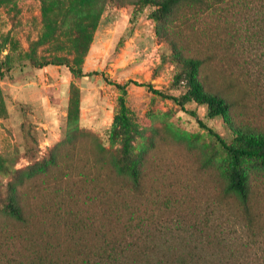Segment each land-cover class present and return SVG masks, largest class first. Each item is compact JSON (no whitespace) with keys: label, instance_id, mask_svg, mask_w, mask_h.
<instances>
[{"label":"rangeland","instance_id":"374dc122","mask_svg":"<svg viewBox=\"0 0 264 264\" xmlns=\"http://www.w3.org/2000/svg\"><path fill=\"white\" fill-rule=\"evenodd\" d=\"M69 1H0V63L10 67L0 77V214H5L9 183L26 178L31 167L51 158L58 164V177L53 173L62 187L85 179L93 185L92 179H99L121 153L114 120L123 97L150 214H173L183 230L206 218L218 220L222 231L245 239L249 234L235 216L264 214V170L250 163L245 167L250 187L245 213L240 200L225 191L227 158L216 139L173 101L132 83L183 92L171 87L177 67L150 9L106 2L98 15L91 11L69 17L64 25ZM221 13L224 21L204 18L205 32L193 41L217 38L225 47L232 35L238 38L239 48L229 53L234 57L221 67L225 80H233L230 108L226 117L208 119L204 107H187L231 141L233 130L264 132V11L250 5L225 7ZM59 60L96 74L74 76L66 65H56ZM116 84H127L126 93ZM71 172L75 177L66 176Z\"/></svg>","mask_w":264,"mask_h":264},{"label":"trees","instance_id":"16d2710c","mask_svg":"<svg viewBox=\"0 0 264 264\" xmlns=\"http://www.w3.org/2000/svg\"><path fill=\"white\" fill-rule=\"evenodd\" d=\"M106 2L150 9L149 17L157 24L156 32L177 67L171 87H182L183 92L175 95L148 82L132 83L173 101L216 139L227 158L225 191L239 199L243 211L249 213L245 167L250 163L264 170V132L233 130V139L227 141L187 105L204 107L208 119L226 117L233 80H225L221 67L225 59L234 57L229 53L239 48L238 38L232 35L225 47L217 38H208L204 44L193 39L204 34V18L224 21L221 12L225 7L256 5L264 11V0H70L63 11V24L69 17L86 16L91 11L98 15ZM261 21L264 23V13ZM5 63H0V77L9 71ZM56 65H66L77 77L96 74L85 73L64 60ZM233 74L229 70V75ZM126 85L116 84L122 95ZM119 104L114 123L121 153L103 175L98 174L99 179H92L93 185H87L85 179L83 185L75 182L68 189L62 187L54 178L53 172L55 177L60 172L55 158L36 169L31 167L26 178L9 183L2 208L5 214H0V264H264V214L235 216L249 234L245 239L222 231L216 219L211 223L206 218L183 230L178 227L180 222L172 220L173 214H150V203L140 190L144 172L131 146L123 97ZM66 176L75 177L72 172ZM173 225L176 229H171Z\"/></svg>","mask_w":264,"mask_h":264}]
</instances>
